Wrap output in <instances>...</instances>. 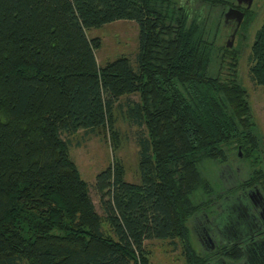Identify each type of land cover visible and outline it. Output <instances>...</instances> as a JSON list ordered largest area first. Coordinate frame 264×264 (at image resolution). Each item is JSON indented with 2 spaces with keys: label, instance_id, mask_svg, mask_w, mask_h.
Wrapping results in <instances>:
<instances>
[{
  "label": "trees",
  "instance_id": "1",
  "mask_svg": "<svg viewBox=\"0 0 264 264\" xmlns=\"http://www.w3.org/2000/svg\"><path fill=\"white\" fill-rule=\"evenodd\" d=\"M119 20L137 25V52L99 64L87 32ZM201 22L159 0H0V264H149L153 240L210 262L190 220L227 193H264V157L236 73L209 74L216 34ZM247 61L264 87V13ZM116 111L137 128L139 181L115 158L95 177L98 211L69 147L79 132L117 147ZM239 152L247 175L223 191Z\"/></svg>",
  "mask_w": 264,
  "mask_h": 264
},
{
  "label": "rangeland",
  "instance_id": "2",
  "mask_svg": "<svg viewBox=\"0 0 264 264\" xmlns=\"http://www.w3.org/2000/svg\"><path fill=\"white\" fill-rule=\"evenodd\" d=\"M263 13L264 0H255L251 19L237 32L232 46L227 47L229 51L225 50L226 45L222 36L223 34H219L217 31L214 38L216 44H214L209 61V74L211 76L217 74L228 76L235 72L239 82L246 89L251 111L256 122L255 130L262 139L260 157H264V87L255 85L249 79L247 53L254 32L261 23ZM210 14L211 12L207 11L206 15L210 17ZM209 17L205 18L208 20L214 18ZM208 24V29L213 28L210 21H208ZM87 33L90 37L97 36L100 39V47L96 50V59L99 64H103L107 60L114 59L122 54L133 57L137 52L138 27L133 21H115L104 24L99 28L90 29ZM231 52L234 53L237 61L234 68L228 69V63L233 62L230 58ZM130 99L137 100V94L131 95ZM125 100L123 96L117 100L116 104L119 102L126 103ZM122 108L124 109L125 106L122 105ZM115 114L117 117L116 128L120 135L117 147L111 142L110 136L106 132H87L86 134L79 132V134L73 136L69 147L70 155L76 163L80 175L89 183L90 193L98 211H101V208L97 193L93 188L95 177L106 166L110 165L113 167L115 158L124 164L126 180L130 182L139 181L138 146L135 142V136L137 135L135 131H137V128L126 122L121 112L116 111ZM246 166L247 164L244 161H234L233 167H238V170L234 168L233 173L237 172L240 178H244L247 175ZM229 183L233 184L234 182L230 179ZM192 225L193 221L190 220L191 240L194 246H196V234L191 231ZM146 248L150 251L148 254L149 264H185L182 248L178 242L174 247L168 241L153 240L146 244Z\"/></svg>",
  "mask_w": 264,
  "mask_h": 264
},
{
  "label": "flooded vegetation",
  "instance_id": "3",
  "mask_svg": "<svg viewBox=\"0 0 264 264\" xmlns=\"http://www.w3.org/2000/svg\"><path fill=\"white\" fill-rule=\"evenodd\" d=\"M159 1L171 2L176 10L185 12L190 19L198 18L199 22H206V28H209L210 21L213 26L211 29L215 33L218 31L223 34L225 45L231 41L232 35L234 39L241 27L251 19L255 4V0ZM207 11L211 12V18L214 17L212 20L205 18L209 17L206 15ZM240 154L239 152L237 158H231L230 164H224L222 168V178L228 183L223 186V191H229L233 185L229 184V181L231 179L234 182V168L238 170V167H233V163L239 160ZM254 190L260 193H253ZM249 193L252 196H249ZM222 200L216 199L210 208L203 207L205 209L201 210L198 218L196 215L191 219V231L196 234L197 251L210 258L207 264H264V193L253 185L245 192L238 190L235 196H229L227 193ZM224 246H232L241 251L244 254L243 260L236 263L219 256H223ZM247 251L251 256L249 261L245 258Z\"/></svg>",
  "mask_w": 264,
  "mask_h": 264
},
{
  "label": "water",
  "instance_id": "4",
  "mask_svg": "<svg viewBox=\"0 0 264 264\" xmlns=\"http://www.w3.org/2000/svg\"><path fill=\"white\" fill-rule=\"evenodd\" d=\"M233 36H234V35H232V39H233ZM232 39H231V41H229V43L226 45L227 47H231V46H232ZM252 192L255 193V194H259V193H260L258 190H254V191H252ZM249 196H252L251 193H249ZM251 198H252V197H251ZM249 252H250V250H249ZM245 258H247L248 261L251 260V256H249L248 251L245 252ZM247 260H246V262H247Z\"/></svg>",
  "mask_w": 264,
  "mask_h": 264
}]
</instances>
